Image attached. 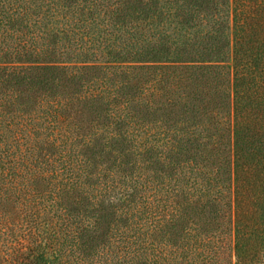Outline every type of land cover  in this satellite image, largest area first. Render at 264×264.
<instances>
[{"label": "trees", "instance_id": "16d2710c", "mask_svg": "<svg viewBox=\"0 0 264 264\" xmlns=\"http://www.w3.org/2000/svg\"><path fill=\"white\" fill-rule=\"evenodd\" d=\"M0 264H264V0H0Z\"/></svg>", "mask_w": 264, "mask_h": 264}]
</instances>
